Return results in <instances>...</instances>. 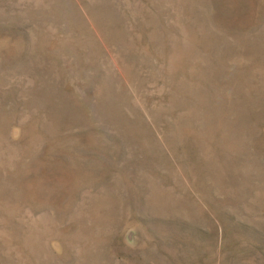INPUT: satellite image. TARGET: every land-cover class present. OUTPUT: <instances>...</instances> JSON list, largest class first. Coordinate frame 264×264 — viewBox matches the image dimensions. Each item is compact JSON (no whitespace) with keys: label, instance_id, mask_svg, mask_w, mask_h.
Returning a JSON list of instances; mask_svg holds the SVG:
<instances>
[{"label":"rangeland","instance_id":"374dc122","mask_svg":"<svg viewBox=\"0 0 264 264\" xmlns=\"http://www.w3.org/2000/svg\"><path fill=\"white\" fill-rule=\"evenodd\" d=\"M0 264H264V0H0Z\"/></svg>","mask_w":264,"mask_h":264}]
</instances>
